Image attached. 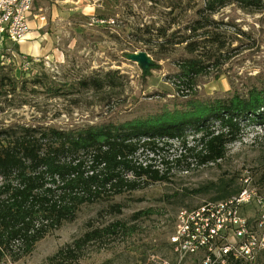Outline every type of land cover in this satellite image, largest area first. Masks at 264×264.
<instances>
[{"label": "rangeland", "instance_id": "rangeland-1", "mask_svg": "<svg viewBox=\"0 0 264 264\" xmlns=\"http://www.w3.org/2000/svg\"><path fill=\"white\" fill-rule=\"evenodd\" d=\"M45 21L20 46L19 58L27 70L10 64L0 69V129L40 125L58 129L102 122H123L162 106L170 108L185 98L172 84L178 62L190 57L185 44H173L189 35L203 0H37ZM209 34L201 38L195 55L202 58L206 74L196 79L200 99L245 94L264 81V7L243 9L236 4L212 15ZM171 33L177 37L168 38ZM18 51V47H17ZM145 52L152 61L145 71L127 59ZM25 61V60H24ZM100 80L102 88H83L80 81ZM240 134L228 145L226 156L215 164L197 167L181 145L160 142L149 161L169 173L167 182L115 196L109 201L82 206L74 221L63 224L39 241L34 251L12 264H44L60 248L84 233L122 222L121 230L88 247L78 264H177L169 238L180 209H194L217 193L193 195V190L231 180L239 187L249 176L264 193V134L254 123L240 119ZM187 144H192L189 134ZM187 153V152H186ZM187 166L190 167L189 170ZM120 205V213L109 212ZM150 214L134 219L141 211ZM252 215V208L246 211ZM259 260V261H258ZM194 258L179 264H195ZM263 257L253 264H262Z\"/></svg>", "mask_w": 264, "mask_h": 264}, {"label": "trees", "instance_id": "trees-1", "mask_svg": "<svg viewBox=\"0 0 264 264\" xmlns=\"http://www.w3.org/2000/svg\"><path fill=\"white\" fill-rule=\"evenodd\" d=\"M231 4L259 11L264 0H203L189 35H179L173 43L185 44L190 55L178 62L172 75L174 88L185 98L179 105H164L158 112L123 122L69 129L40 125L0 129V264H12L30 255L48 234L74 221L82 206L167 182V171L149 161H139L143 152L155 155L160 142L179 143L184 155L176 161L187 154L195 166L202 167L225 158L228 145L240 134L241 118L254 123L264 134V81L249 87L244 95L230 93L226 98L203 100L195 89L196 79L206 74L202 58L195 55L200 39L209 34L212 15ZM176 37L171 33L168 38ZM2 85L4 77L0 78ZM79 85L99 89L103 84L89 79ZM208 189L217 193L210 201H219L237 195L241 186L231 187V180L222 178L191 194H203ZM119 207L113 204L107 210L119 214ZM150 213L141 211L134 219ZM118 230L124 235L134 232L122 222L89 230L44 264H78L88 247Z\"/></svg>", "mask_w": 264, "mask_h": 264}, {"label": "built area", "instance_id": "built-area-1", "mask_svg": "<svg viewBox=\"0 0 264 264\" xmlns=\"http://www.w3.org/2000/svg\"><path fill=\"white\" fill-rule=\"evenodd\" d=\"M32 9L33 0H0V69L14 64L27 70L30 63L19 58L17 47L29 33ZM240 186V192L228 199L176 213L169 242L177 264L191 258L195 264L256 261L264 251V193L249 176L241 179ZM249 208L252 215L246 213Z\"/></svg>", "mask_w": 264, "mask_h": 264}, {"label": "crops", "instance_id": "crops-1", "mask_svg": "<svg viewBox=\"0 0 264 264\" xmlns=\"http://www.w3.org/2000/svg\"><path fill=\"white\" fill-rule=\"evenodd\" d=\"M41 12H42V9H41L40 3L37 0H33L32 16L29 19V33L26 37V41H29L32 38V37H30V35L32 36L34 31L40 30L43 27V22L45 21V19L42 16ZM22 44H24V43H22ZM22 44H20L18 46V53L19 54L21 53L20 46ZM263 255H264V251L260 252L257 256V259H260L261 256L263 257Z\"/></svg>", "mask_w": 264, "mask_h": 264}, {"label": "water", "instance_id": "water-1", "mask_svg": "<svg viewBox=\"0 0 264 264\" xmlns=\"http://www.w3.org/2000/svg\"><path fill=\"white\" fill-rule=\"evenodd\" d=\"M127 59L131 62L137 63L143 71H147L152 67V61L145 52H138L134 54H129Z\"/></svg>", "mask_w": 264, "mask_h": 264}]
</instances>
